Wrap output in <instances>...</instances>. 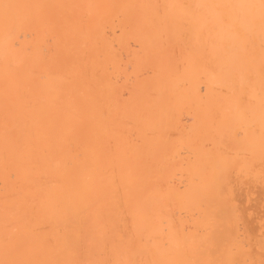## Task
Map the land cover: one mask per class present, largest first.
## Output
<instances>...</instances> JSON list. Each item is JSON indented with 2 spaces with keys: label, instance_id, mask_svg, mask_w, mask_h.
I'll use <instances>...</instances> for the list:
<instances>
[{
  "label": "bare ground",
  "instance_id": "6f19581e",
  "mask_svg": "<svg viewBox=\"0 0 264 264\" xmlns=\"http://www.w3.org/2000/svg\"><path fill=\"white\" fill-rule=\"evenodd\" d=\"M0 264H264V0H0Z\"/></svg>",
  "mask_w": 264,
  "mask_h": 264
}]
</instances>
